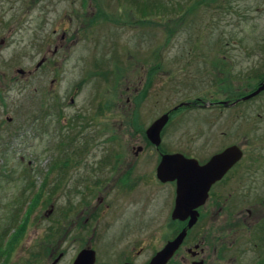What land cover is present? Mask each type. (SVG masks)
Segmentation results:
<instances>
[{
  "label": "rangeland",
  "instance_id": "rangeland-1",
  "mask_svg": "<svg viewBox=\"0 0 264 264\" xmlns=\"http://www.w3.org/2000/svg\"><path fill=\"white\" fill-rule=\"evenodd\" d=\"M159 1L174 10L142 17L132 0H0V264H50L61 252L58 264H67L79 240H61L58 230L89 236L120 228L125 213L111 220L110 204L118 212L139 206L124 198L147 200L145 234L128 239L134 250L144 239L137 261L148 259L164 239L172 188L156 184L155 154L132 155L143 147L137 131L179 100L237 99L264 78L257 75L264 0ZM136 74L145 86L127 91ZM162 137V147L199 159L230 144L242 149L240 174L230 172L211 192L231 198L225 214L199 219L190 242L211 264L221 238V264H257L247 246L264 221V93L220 112L179 111ZM130 166L144 173L122 179ZM80 198L93 200L85 206ZM21 219L22 230L8 240Z\"/></svg>",
  "mask_w": 264,
  "mask_h": 264
},
{
  "label": "flooded vegetation",
  "instance_id": "flooded-vegetation-1",
  "mask_svg": "<svg viewBox=\"0 0 264 264\" xmlns=\"http://www.w3.org/2000/svg\"><path fill=\"white\" fill-rule=\"evenodd\" d=\"M64 32L65 31H62V34L60 35L59 39L60 40L65 39V42H66V33L64 37ZM65 42L60 41L59 45L62 47L63 43ZM53 49L54 50L52 54L55 53L56 48H53ZM144 78L145 77L142 76L141 74H136L133 78L129 79L130 82H128V86L126 90L131 91V92H136V91L141 90V88L145 86V83L142 82V81H145ZM200 97L201 96H195L193 98L189 97L184 100H179L170 109L167 108V110H163V111L161 110L159 112L158 116H156L153 120H155L157 117H159L160 115L164 113L167 114V120L159 132L160 141H159L158 146H154L152 143H150L147 140L145 136V129L148 127L147 126L145 129L137 131L138 133L137 135L142 141L143 147L141 148L140 146H137L135 148H131L132 155H134L135 157H137V155L141 153L142 151H144L145 149L148 152H150L151 156L155 154L156 164L153 168V176L156 181V184L158 186L168 185L170 186V188H172L171 190L172 198H166L165 206H166V209H168L167 217H169V221H167L168 227L165 228V231L162 233V237L164 236V239L161 241V243L157 247H155L153 253L149 256L148 259L137 261V259L141 256V254L144 251V248H143L144 239L137 240V243L140 246L138 247L137 250H134L131 242L128 239V236L132 232L140 236H143L145 234V218L143 217L141 212L144 211L145 202H147V200L146 198H124L126 201H128V203H132L131 205L138 204L139 206L131 211L126 210L125 212L124 211L118 212L119 208H117V206L119 204L117 202L115 203L112 202L110 204L111 209H109V211L111 210L113 212L111 215V220L114 217V213L118 215L125 213V217H124L122 226L120 228H116V229L105 228L100 231L98 229L92 230L93 233L98 230V234H95V235L90 234L89 236L86 235L89 232L87 229L70 230V229L62 227L58 230L57 235L59 237L60 236L62 237L61 240L66 239V237H70V236L79 240L76 242L78 244L75 246L74 252L73 254H71L70 260L67 264H71L74 258L76 257V255L83 249H88V250L93 251L92 264H146L156 251L160 250L164 246L165 243L174 239L177 236V234L180 232V230L186 226V223L189 217H186L182 220L171 218V212H172V209L174 206V200H175L174 198L175 180L162 182V181H159L155 177V169H156V166L159 162L161 155L176 153V154L182 155L185 158L194 159L199 165H202L212 155L221 152L227 146L235 145V144L224 146L216 150L212 154H210L208 157H205L204 159H199L194 154H191L189 152H186L180 149L162 147V139H163L162 131L165 125L167 124V122L169 121V119L173 118L175 114L179 111L185 110V111H219L220 112L225 109L228 110L231 108H235V106L238 105V103H240V102H236L233 105H228L229 103L236 100L235 98L227 101V100H223L218 97L211 98V99L210 98L205 99V98H200ZM129 101H130L129 99H126V103ZM236 146L239 147L238 145ZM152 149L155 151V153L152 151ZM240 150L242 151L241 148ZM77 153L79 152L77 151ZM242 157H243V151H242V155L240 159H238L234 164H232L230 168L227 169L226 172L220 177V179L214 181L209 186L207 190L206 198L204 199L202 204L198 205L195 208V211L197 213L195 222L192 224L190 228H186L185 234L181 242L179 243L177 248L173 251L172 255L169 257V259L166 261L165 264H211L208 261H206V254H205L206 251L204 250V248H202L199 245V243H197V241L190 242V240H193L191 238L194 237V236L193 237L191 236V233L193 231V227L199 221V219L201 218L209 219L210 217H213V216L219 217L221 216L222 212H224L223 214H225L227 210V207H226L227 202H229L231 198H211V192L215 186H218L220 183H222L223 179L230 172L237 171L235 174L237 173L240 174L238 172V169H239V162L241 161ZM117 158L118 157L113 158L112 164H116L120 168V166L122 165V161L121 159L119 161V159ZM139 173L141 174L144 172H142L140 168H137L135 166L134 167L130 166L127 169L125 168L122 171L121 175H122V179L126 177V179L129 180V178H132L133 175L137 176V174ZM150 177H151V174H150ZM119 178L120 177L116 178V181ZM102 199L103 198H95L94 200H97V202H100ZM92 200L93 198H80V201L82 202V204H85V206L88 205ZM62 213H63L62 216L64 217L61 219L63 221L64 219H66L68 215H66L65 211ZM247 215L249 216V213ZM255 225L256 227L253 230V232L252 233L250 232L251 244L247 246L248 247L247 250L254 251L257 254V257H258L257 264H264V221L260 225H259V222H257V224ZM70 231L74 233L69 234ZM55 234H56V230H53L51 228L48 230V233H47L48 246L50 245L51 239L54 237ZM204 241H206V239ZM219 241H221L222 243L223 239L221 238ZM221 243L217 245L218 249L215 246L212 247V250L217 257V261L214 262L213 264H221L222 262L221 260L224 258L223 253H225L226 246H224ZM189 245H191V247H189ZM98 246L102 247V249L99 248ZM52 253L53 251L51 252V255ZM62 256H63L62 252L57 253V255L52 258V261L50 262V264H58Z\"/></svg>",
  "mask_w": 264,
  "mask_h": 264
},
{
  "label": "water",
  "instance_id": "water-1",
  "mask_svg": "<svg viewBox=\"0 0 264 264\" xmlns=\"http://www.w3.org/2000/svg\"><path fill=\"white\" fill-rule=\"evenodd\" d=\"M42 60L36 63L40 64ZM16 72L23 75L22 69ZM264 90V78L252 91L240 96L228 105L236 102H244L256 96ZM226 104V103H225ZM167 120L164 113L153 120L145 129L147 140L154 146H158L160 138L159 132ZM242 151L236 145H230L221 152L212 155L204 164L199 165L194 159H188L180 154H163L155 169V177L159 181L175 180V200L171 212L172 219L182 220L189 217L186 226L180 230L177 236L164 244L156 251L146 264H165L173 251L181 242L186 228H190L196 220L195 208L202 204L206 198L209 186L226 172L232 164L240 159ZM93 251L88 249L81 250L71 264H92Z\"/></svg>",
  "mask_w": 264,
  "mask_h": 264
},
{
  "label": "trees",
  "instance_id": "trees-1",
  "mask_svg": "<svg viewBox=\"0 0 264 264\" xmlns=\"http://www.w3.org/2000/svg\"><path fill=\"white\" fill-rule=\"evenodd\" d=\"M132 1H134L137 4V9H138L139 13L142 15V17H145V15H146L145 13H147V14L156 13V17L159 15H162V13H163V15L165 16V14H166L165 12L170 13L172 10H174V7H173V9H171L170 7H166V5H164L159 0H155L157 2L154 4L153 8H151V6H147V4H146L147 2L145 0H141V1L132 0ZM149 4L152 5V3H149ZM177 9H179V8H177ZM177 9H175V10H177ZM144 19H146V21L149 20L147 18H144ZM261 47H262L261 50L264 53V44L261 45ZM261 59H262V62H261L262 67L260 68V70H259L260 72H258L257 75H259V77L263 78V76H264V55ZM262 93H264V90L261 91L258 95H260ZM258 95H256L254 98H256ZM18 224H19L18 227L16 226V229L13 230V233L9 234L8 240L14 241L16 239V237L18 236V232L20 230H22V228H23L24 219H21V221ZM3 234H4V232L1 235H3ZM9 250H10L9 248L4 247V251L6 252L5 256Z\"/></svg>",
  "mask_w": 264,
  "mask_h": 264
}]
</instances>
